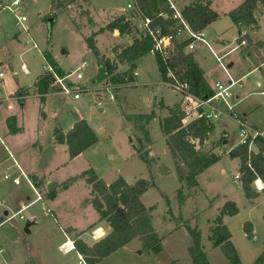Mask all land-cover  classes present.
Segmentation results:
<instances>
[{"label": "rangeland", "instance_id": "rangeland-1", "mask_svg": "<svg viewBox=\"0 0 264 264\" xmlns=\"http://www.w3.org/2000/svg\"><path fill=\"white\" fill-rule=\"evenodd\" d=\"M130 1L133 0H78L65 10L62 8L53 10L51 9V0H24L23 14L27 17L25 25L28 32L16 21L12 12L0 9V71L5 76L0 79V98L2 97L0 131L4 126L8 128L5 118L14 114L17 118L16 124L20 127L14 139L18 143V147H26L28 142L35 143L37 141L43 146L42 154L35 144L31 145V149L28 146L24 152L27 155L28 167H33L34 174L41 177L40 183L44 178L61 181L82 171L85 176L94 172L107 182L122 176L128 183H132L136 178L150 179L152 174L156 186L148 188L142 201L147 206H155L151 212L152 224L160 231L162 219L164 221L172 220L167 210L170 207L174 208L178 203L176 190L180 186V182L174 171L166 175L162 173V168L169 170L167 166L172 163L173 159L168 153L161 129L160 120L163 115H167V112L158 108L161 107L160 100L172 105L180 98V95L162 82L154 52L150 51L141 58V61L137 62L136 85L117 87L110 85V88H107L114 97L109 99L110 93L104 88V84L108 80L102 76L97 57L87 47L84 39L94 30L97 31L104 27L111 17L115 14L118 15ZM234 1L221 0L219 5L221 8L222 6L228 7ZM180 6L177 4L178 8ZM225 18L229 20L228 17ZM258 24V29L255 28L252 33H249V37L258 35L264 39V10L258 17ZM131 36V34H123L121 37L119 35L114 37L110 30L105 29L96 35V45L105 55L110 54V58H113L114 48L118 49L126 45ZM29 37L38 45V49L30 47V44H25V40ZM243 38L247 39L246 36ZM238 42L239 40L235 43L238 44ZM255 49L257 50L254 57L257 60L259 56L264 55V52L258 48ZM46 50L51 51L61 67L67 71L75 70L86 61L80 70L83 78L79 83L83 89L88 90L87 94L82 95L81 100L74 103L68 101L62 103L61 107L66 110L62 114L65 116L67 113L69 114L62 119L64 121L62 125L67 127L73 117L82 115L88 118L90 124L95 128L98 141L73 159H70L65 144L48 142L50 133L47 126L43 122L38 124L40 99L30 97L26 99L24 106H20L13 96L14 87L17 85L32 86L37 76L42 74L46 64L44 57ZM238 52L237 50L228 58H224L225 62L230 59L237 60ZM114 60L116 59L114 58ZM22 65H25L28 74L24 73ZM247 66V63L240 59L233 66L232 71L237 69L242 74L248 70ZM122 68L123 66L117 63V70L122 71ZM258 74L256 72L246 75V78L241 81L243 83L234 87L235 92L240 91L239 96L242 98L236 105L235 111L241 115L246 114L244 115L245 122L248 125L254 123L261 127L264 123V95L261 94V91L264 90V80H260ZM3 83L4 85H2ZM57 97L65 98L59 94L49 93L45 100H54ZM98 98L101 100V105H98ZM153 103L154 106L159 107L154 109L156 115L154 116L153 113L154 117L149 124L144 123L141 118H135L134 115L137 113L153 112L151 110L154 108ZM100 107L103 109L100 110ZM40 114H43L42 111ZM54 124L59 126L57 122ZM140 124L144 125L150 133L153 154L149 153L151 151H147V143L143 141L145 134L143 130L139 129ZM213 125L215 128L208 134V141L201 150L207 151L206 149L213 145V149H216V153L220 155L226 152L225 148L238 144V125L233 118L221 116L220 120ZM224 138L227 139V143L223 149ZM139 141L144 144L142 145L145 148L143 151L146 158L150 160L151 167L137 153L136 147H138ZM156 156L158 157L156 158ZM155 158H160V160L157 161ZM236 164H238V159L236 161L228 156L223 157L216 166L206 173L212 177V182L208 186L209 198L197 191L192 195L190 189L188 199L181 210L187 213L190 209L191 211L197 209L202 219L198 223L191 221V225L197 224L201 233V241L208 248L207 235L213 222L211 224L207 222V217L214 216L217 206L227 201H233L238 207V213L225 216L226 225L231 233V241L241 262L254 264L256 258L264 251V192L254 198H248L241 193L239 182L234 179L235 173L238 172ZM173 168L175 170L174 162ZM8 174L6 199L15 202L20 195L24 197L29 194L31 198L35 197L32 189L28 187L26 191L22 177L18 180L17 176H14L10 171ZM252 185L255 188L254 182ZM186 192V188H184V193ZM163 193L168 196L169 204L162 195ZM43 194L45 196L44 192ZM66 195V199L56 205L57 208H52L53 212H50V209L47 210V207H50L49 203L38 201L23 211L25 219L20 220L17 215L15 219L7 220L0 225V248L2 249L0 264H23L25 260L27 264H79V257L75 251L64 253L59 248L61 242L68 240L63 234L64 228L72 225L79 232L95 218L98 212L92 203L85 202L86 198H92V194L91 189L82 178L74 183ZM3 210L5 208L0 206V212ZM170 210L173 212L171 208ZM176 210H178L177 207ZM32 213L37 217V225L31 229L30 233H26L24 227ZM178 214L181 216L180 212ZM181 218L183 219L182 216ZM0 220H3L2 215ZM245 222L251 223L255 230L253 241L244 235L243 225ZM170 225H173L172 221L167 224V227ZM87 233L90 238V231ZM68 236L73 240V233L70 232ZM177 237L176 246H178L176 248L179 250H176V253L178 255L185 254L189 260L190 257L184 245L191 239L190 236L186 231L185 235L182 236L181 233H178ZM170 246L169 241H162L163 250L161 249L159 253H154L142 246L138 249L123 248L104 259L103 264H171L169 258L172 248ZM206 248L204 250L207 253ZM214 252H216L215 255H211L214 264H228L223 253L219 252V248ZM260 264H264V262Z\"/></svg>", "mask_w": 264, "mask_h": 264}, {"label": "trees", "instance_id": "trees-1", "mask_svg": "<svg viewBox=\"0 0 264 264\" xmlns=\"http://www.w3.org/2000/svg\"><path fill=\"white\" fill-rule=\"evenodd\" d=\"M78 0H51V9H66ZM135 10L129 14H118L111 17V20L97 31L91 32L84 37L86 45L92 50L98 59L100 72L106 77L108 82L113 85L130 84L135 81L136 75L133 71L136 69V61L150 52L153 47V40L149 35L140 33L135 19L137 16H150L152 21L151 27H159L160 35H171V50L166 60L175 74L188 85L191 94L198 98H206L211 92L202 69L195 61L191 51L186 50L189 42L188 38L179 40L176 37L177 19L173 18V10L169 7L167 0H134ZM211 0H190V2L180 8L183 19L191 29L195 31L205 29L211 22L218 18V13L211 9ZM264 0H243L239 5L228 12L229 17L234 24L238 26L239 34L245 31L243 36L247 37L250 42L249 31L257 28L258 17L262 12ZM166 13L167 17L158 15V12ZM54 12V11H53ZM105 29L113 32L118 30L120 35L128 34L131 36V43L122 46L120 50L114 48L115 59L111 61L106 58L95 44L94 37ZM135 32V34H132ZM241 36H238V40ZM261 45V42L253 41V46ZM158 70L162 79L166 80V65L158 53H154ZM45 60L51 64L60 74L64 73L50 51L44 52ZM117 63L127 64V69L117 71ZM50 74L43 71L35 83L38 92L44 93L48 90ZM169 112L161 121V129L166 136L165 143L173 159L175 172L181 186L176 190L178 204L181 205L186 194L184 188L191 189L198 186L197 175L220 159V155L212 151L195 149L190 142L191 137L198 138L200 142L208 137V134L214 129V125L207 123L204 118H198L186 125L181 122L182 110L179 105L168 108ZM135 118H141L144 123H149L153 118V112L137 113ZM146 125V124H145ZM12 131L13 124L9 125ZM139 129L145 134V141L149 143V133L144 125H139ZM55 140L67 145L70 159L81 154L85 149L98 141V136L85 119H79L72 127L63 132L60 129L54 130ZM225 137V136H224ZM247 140L243 144H237L230 148L228 155L231 158L240 159V182L242 190L248 198L258 196L257 190L253 187L255 179H260L263 183L262 191L264 192V138L257 136L253 139L257 152L248 148ZM143 142L139 141L136 147L139 157L150 166V160L145 156ZM152 162V161H151ZM250 165H249V164ZM89 172V171H88ZM167 169L162 168L165 174ZM151 174V173H150ZM85 176V173H82ZM86 181L91 185L92 198L89 202L96 208L99 213V221L105 220L111 227V230L102 237L94 241L91 245L86 243L78 232L74 235V249L82 255L86 264H98L104 257L115 252L132 239L138 237L142 242V247L159 253L162 249L163 236L158 235L152 225L151 212L154 205L145 206L140 196L149 187L156 186L153 175L150 179L138 178L134 183H128L122 176L117 177L111 183L107 184L99 178L94 172L86 175ZM75 178H69L57 184L51 182L48 185L47 197L53 199L56 196L58 186L66 188ZM169 204L166 194H162ZM176 225H183L190 238L191 243L187 248L188 255L192 264H211L201 242V233L197 226H192L188 221H184L180 215L174 216L170 208L167 210ZM238 213V207L233 201H227L223 204L217 214L214 224L209 228L208 239L212 247H219L228 264H243L239 254L231 241V233L228 227L223 223V215H235ZM1 222V220H0ZM245 233L250 234L252 231L251 223L245 222L243 225ZM68 230V228H67ZM69 231V230H68ZM264 262V251L256 258L254 264Z\"/></svg>", "mask_w": 264, "mask_h": 264}, {"label": "crops", "instance_id": "crops-1", "mask_svg": "<svg viewBox=\"0 0 264 264\" xmlns=\"http://www.w3.org/2000/svg\"><path fill=\"white\" fill-rule=\"evenodd\" d=\"M174 1H175V3L177 2L176 5L177 4L181 5L179 8L183 7L184 5H186V4H188L190 2V0H174ZM220 1L221 0H211L210 7H211L212 10H214L215 12H217L219 16H218V18L216 20H214L213 22H211L203 30H204L205 35H206L207 39L209 40L211 46L213 47V49L216 50L217 52H219L220 54H222V53L228 51L233 46H235L236 45L235 42L238 40L237 39L238 36H239L238 26L233 23V21L231 20V18L228 15V12L231 9H233L234 7H236L237 5H239L243 0H235L234 3H231L228 7H223L222 6V8H224V9H222L220 7V5H219V2ZM121 10H123V8ZM263 10H264V5L262 7V12H263ZM225 17H228L229 20H227ZM258 27H259V24L257 22V29H258ZM253 31H254V29L253 30H250L248 33H252ZM116 33H118V34H116ZM112 34L114 35V37H117L118 35L121 37V35L119 34V31L118 30H114L112 32ZM177 38L179 40H183V39L186 38V35L181 34V35L177 36ZM94 41H95V44H96V35L94 37ZM251 41H252L251 42L252 43V46H241V47H238L237 49L231 51L227 56H225V59L228 58L233 52H235V51L238 50L239 51L238 52L239 55H237V60L236 59L226 60L228 66L230 68V71H232L233 66L235 64H237V61L239 62L240 59H242V61L244 60L247 63L248 70L245 73L240 74V72L236 69L235 71H232L231 73L236 78H238V79H240V80L243 81L246 78V75L258 72L259 73L258 74L259 75V79L260 80H264V55L259 56L257 60L254 57V55H256V50H257L255 48H258L259 50L261 48H264V39L262 37H259L258 35H256V36L254 35V36L251 37ZM253 41L261 42L262 44L261 45H258V43H257L255 46H253ZM130 43H131V39H128L127 40V44H130ZM118 50H120V48H118ZM100 52L106 58H109L111 61H114V58H115L114 52H112L113 58H110L111 57L110 54L109 55H105L101 50H100ZM191 52L193 54V57H194L195 61L197 62V64L199 65V67L202 69L203 75H204V77H205V79H206V81L209 84V86H210L211 89L213 88V83H214L215 80H217V79L225 80L226 79L225 75L223 74V72L219 68V66H218L215 58L213 57L212 53L210 52V50H209V48L207 46L202 45V44L201 45H198ZM51 54H52L54 60L56 61L57 65L59 66V68L63 72H67V70H65L64 68L61 67L60 63L57 61V59L55 58V56L53 55V53H51ZM141 58L138 59V60L141 61L142 60ZM138 60L136 61V69L135 70L137 72V75H136L135 81L132 82V83H130V84H121L119 86H135L136 85L137 76H138V71H137V62H138ZM121 66H123L122 71L126 70L127 67H128L127 64H124V63H122ZM157 69H158V67H157ZM24 73L25 74H28L26 72H24ZM14 76H16V74H14ZM38 76H37V78H38ZM3 77H5V76H3ZM37 78H36V80H35V82H34V84L32 86H28L27 87L25 85H17L16 87H14V89L12 91H13V95L23 96L22 98H18V99L16 98L17 99V102H18V104L20 106H24V104L26 102V99H28L30 97H34V98H36L38 100L40 99L41 105H39V108H38V112H39L40 118L38 119V121H39L38 124H40V123L43 122L47 126V129H48V131L50 133V137L48 138V142L52 141V143H59V142H57L55 140L54 130L55 129H60L63 132H66V131H68L72 127V125L74 124V122H76L79 119H85L88 122V124L92 127V129L96 132L95 128L90 124L91 123L90 120L88 118H86V117H83L82 115L73 117V119L69 123V125L67 127H63L62 122H64V121L62 119L64 117H66L67 115H69V114L67 113L66 116H65V114H62L66 110H64V108L61 107V106H63L64 102H66V101H68L69 103H74L76 101L81 100V98L80 99H77V100H72V99H69V98H66V97L65 98H63V97H61V98L60 97H57L54 100L53 99H50V100H47L46 101L44 98H42L40 96L41 93L38 92L37 87L35 85V83L37 81ZM1 79H3V78H1ZM161 79H162V77H161ZM162 82L164 84H166L163 79H162ZM240 83H243V82L240 81ZM2 85H4V83ZM126 90H128V89H126ZM239 92H240L239 90H237V92L234 91V94L237 97V104L236 105H238L239 102L242 99L239 96V94H240ZM179 97L180 98L177 101H175L172 105H169V104L165 103L163 100H160L161 101V104H160L161 107L160 108H158L159 106L158 107L157 106H154V103H153L152 106H154V108L151 109V110H153L154 116L156 115L155 110H154L155 108H158L159 110H163V112H167V115H168V112H169L168 108H170V107H172L174 105H179V107L182 108L183 107V97L181 95ZM1 99H2V97L0 98V103H1ZM102 109H103V107H100V110H102ZM40 111H42L43 114H40ZM150 112H152V111H150ZM167 115H163V118L166 117ZM244 115H246V114H244ZM244 115H242V116L245 119V116ZM15 116L16 115L13 114V115H10V116L6 117L5 118L6 119V122L5 123H6V126L8 128H6L4 126L3 130L0 131V139L3 141L2 143L0 142V199H3L4 200V204L3 205H0V206H2V207L5 208V210H3L2 212H0V216L2 215L3 220L5 219V217L7 215H10L9 214L10 212H12V213L13 212H16L22 206L24 207L25 205H27L29 201L35 199V197L31 198L29 194H26V196H24V197L20 195L19 199H17V201H15V202H13V201L11 202L9 199H6L5 190H6V185H7L6 183H7V181H8L9 178L8 179L4 178V174H5V172H7V170H6L7 168H9L8 171H10L12 174H14V176H18L20 179H21V177L23 178L22 179V182L23 183L25 182L26 191H27V189L29 187L33 191H34V189H36L42 195V199L41 200H36L35 202H33L30 205L26 206L25 209H28L31 205H33L34 203H36L38 201H45L46 204L47 203L50 204L49 205L50 207H47V210L50 209V212L51 211L53 212L54 210L52 208H57L56 205H58V203H60V201H63V200L66 199V197H67L66 194L72 188V186L74 185V183H76V181L78 179H80V178H82L85 181V184H87L88 187L91 189V185L89 183H87V181H86V177L87 176H83L82 175V173L84 171H82L81 173H79L77 175L69 176L66 179L61 180V181L52 180L50 178H44L43 179V182L40 183L39 182V179L41 177L38 176V175H36V174H34V168L33 167H30V166L28 167L27 155L24 152H25V150H26V148L28 146H30L28 148L31 149V145L32 144H35L36 147L39 148L40 154H42V152H43V146L41 144H39L38 141H37L35 143H29L28 142L26 144L27 145L26 147H18V143L14 139L16 138V135L18 134L20 127H18L17 124H16L17 118H15ZM163 118H162V120H163ZM162 120H160V121H162ZM55 122L59 123V126L58 125L56 126V124H54ZM10 124H13L12 128H14V131H12V129L10 128V126H9ZM148 124H147V127H148ZM252 124H253L252 126H256V125H254V123H252ZM223 134L226 135L225 132H223ZM149 135H150V133H149ZM150 137L151 136H149V138ZM164 138L166 139V136L165 135H164ZM150 140H151V144H150V141H149V143H147V147H148L147 148L148 149L147 151H151V149L153 148L152 139H150ZM226 143H227V139L224 138L223 143H222L223 149L225 148V144ZM59 144H63L64 145V143H59ZM236 145H234V146H236ZM65 146L67 148V145L66 144H65ZM230 148H232V147L225 148L224 150L230 149ZM250 148H251L250 150H252L253 152H257V147L255 146V144H252ZM87 149H85V150H87ZM67 151H68V149H67ZM208 151H212V152L216 153V149H213V145H211V149L208 150ZM149 153H152L153 154L152 151L149 152ZM168 153H169V151H168ZM10 155L13 156L14 160L12 159V157H10ZM220 156L221 157H220V159L217 162L213 163L212 165H210L208 168H206L205 170H203L201 173H199L197 175V182H198V186L197 187L191 188L192 191L190 189H187L186 188V191L187 192L185 193L186 194L185 201L181 205H179L178 203H176V206H174V208L170 207L172 209V211H173L172 213H173L174 216H178L179 215L178 213L180 212L181 213V216L183 217V220L184 221H188L190 225L193 222L194 223H198L202 219L201 215L198 214L199 212L197 211V209H194L193 211H191V209H190V211L187 212V213L182 212L181 209L184 207V205L186 203V200L188 199L187 196H188V192L189 191L192 192L191 193L192 195H194L196 193V191H197L198 193L204 194L207 198H209L208 197V194H209L208 186L212 182V177L209 174H206V173L212 167L216 166L222 160L223 157H225V156L230 157L228 155V153H226V152L224 154H220ZM157 157L158 156H156V158ZM231 159H234L236 161L238 159V164H236V169H238V172H236V173H239L240 159L238 157H234V158H231ZM156 160L159 161L160 158L159 159H156ZM40 163L42 164L41 159H40ZM150 167H151V165H150ZM167 167H169V170L164 175H166L168 173L170 174L173 171L175 172V170L173 168V161ZM19 170H21L26 175V177L21 176ZM69 178H75V179L73 181H71V183L66 188H63V187L58 186L57 189H56V196H55V198L49 199L47 197L46 194L48 192V185H49V183L55 182L57 184H61L62 182H64L65 180H67ZM137 179L138 178L134 179V181L132 183H134ZM112 181L107 182V181L104 180V182L107 183V184L111 183ZM235 181L237 182V180H235ZM238 182H239V187L242 189L241 182L240 181H238ZM9 183H11V182H9ZM132 183H130V184H132ZM180 186H181V183H180ZM262 187H263L262 181H261L260 188L257 189L255 187L257 189L258 196H260V194L263 193ZM46 188H47V191H46ZM147 190L144 193L141 194V196H140L141 201L143 200V197L145 196ZM43 192L45 193V196H44ZM34 193H35V191H34ZM241 193L244 194L243 190H241ZM217 196H219V195H217ZM89 199H90V197L86 198L85 202L86 203H90L89 202ZM208 201H210V200H208ZM142 203H143V201H142ZM170 204H171V202H170ZM223 204L217 206L216 212H215V214H214L213 217H211V216H210V218L207 217V219H206L207 222H210V224L213 222L210 226H212L214 224V220H215L217 214L219 213L220 209L222 208ZM145 206H147V205H145ZM149 206H151V205H149ZM176 207H177L178 210H176ZM25 209H23L21 211V213H20V215L23 216L22 219H20L19 218V215H18V218L20 220L25 219V217L23 215V211ZM217 211H218V213H217ZM225 216H227V215H223L222 221L226 225L227 223H226V220H225L226 219ZM15 218H13V219H15ZM3 220H1L0 225L5 222ZM171 221L173 222V225H170L169 227H167V224L169 222H171ZM191 221H192V223H191ZM162 223L160 224V227H159L160 231L157 230L154 226H153V228H154L155 232L158 235H163L164 236L165 239L164 238L163 239L165 241H169L171 243V246L170 247L172 248V250L170 252L171 257L169 258L170 263L171 264H182V263H184V264H192L191 258L189 259L190 260V262H189V260H188V258H186L187 256L185 254L178 255L176 253V250H179L178 248H176L178 246V245L176 246V241L178 240L177 234L178 233H181L182 236L185 235L186 234V231H187L186 228L183 225H181V224L176 225L175 222L173 220H170V219L169 220H166V221H164L162 219ZM36 225H37V217H36V215L34 213H32V215H30L28 217V219H27V223H26V226L24 227V231L26 233H30L31 232V229L34 226H36ZM192 226H197V224L192 225ZM98 227H101V231H103V234H106V233H108L111 230V227L108 224V222H106L105 220H100L99 221V213L95 216V218L92 221H90L89 223L86 224V227H84L81 231H79V232H83V234H82L83 236L80 235V237H82V239L86 243H88V244L91 245L94 241H96L100 237L94 239L90 235V238H88V235H87L88 233L87 232L90 231V233H91V231L93 229L98 228ZM251 227H252L251 233H252V235L255 236V230H254L252 224H251ZM25 228H27V230ZM67 228L69 230L67 233L69 234L71 232V233H73V236L76 233H78V232L76 231V229L73 228L72 225H68V226H66L64 228L63 234L65 235V239L70 240L71 243H72V240L70 239V237L66 233L67 230L65 231V229H67ZM101 231L99 230V231H97V233L99 234ZM244 235H245V232H244ZM207 238H208V235H207ZM164 240H162V241H164ZM135 241H138V242H135ZM63 242H61V243H63ZM133 243H135V244H133ZM190 243H191V239H189L188 243H185L184 248H188V246L190 245ZM60 244H59V248H60ZM202 244H203V247L206 248L205 247V244L204 243H202ZM141 246H142L141 240L138 237H136V238L132 239L131 241H129L128 243H126L121 248H119L118 250L123 249V248L129 249L127 247H130V248L133 247L135 249H138ZM207 247H208V248H206L208 250L207 253H206L207 254V257H208L209 261L211 262V264H214L212 262V260H211V255L212 254L215 255L214 253H216V252H214V251L217 250L219 247H212L211 242H210L209 239H208V246ZM163 249H164V245H163ZM1 250L2 249L0 248V251ZM118 250H116V251H118ZM70 251H75L78 257H79V255H81L74 248H72ZM219 252L222 254L220 248H219ZM113 253H111V254H113ZM110 255L104 257L98 264H103L104 259H106ZM182 258L185 259V260H183ZM0 260H1V257H0ZM23 262H24L23 264H27V261L26 260L23 261Z\"/></svg>", "mask_w": 264, "mask_h": 264}, {"label": "built area", "instance_id": "built-area-1", "mask_svg": "<svg viewBox=\"0 0 264 264\" xmlns=\"http://www.w3.org/2000/svg\"><path fill=\"white\" fill-rule=\"evenodd\" d=\"M169 7L173 10V18L177 19L176 24V37L184 34L186 35V38L189 39V42L186 45V50L192 51L194 50L198 45H205L209 48L210 52L212 53L213 57L215 58L219 68L223 71L226 79L220 80L217 79L213 83V88L211 89V92L208 97L206 98H198L191 94L188 90V85L185 81L181 80L174 72V70L169 66V63L166 60V57L168 53L171 50V35H160V28L159 27H151L150 23L152 21V18L150 16H137L135 19L132 17L131 19H135V21L138 23L137 27L140 33L149 35L153 40V47L151 51L154 53H158L161 57L162 61L166 65V80L164 81L167 86L171 87L174 91L179 93L183 97V107L182 110V119L181 122L183 125L188 124L189 122L198 119V118H204V120L207 123L215 124L220 120L221 116H228L233 118V120L237 123L238 129V144H243L247 140L248 142V148L251 149V145L254 144L253 139L257 136H261L264 138V123L261 125V127L258 126H252L248 125L245 122V119L241 114H238L235 111V106L237 104V97L234 94V87L237 86L240 81V79L236 78L230 71V68L225 62L224 58L227 56L231 51L237 49L241 46H252V44L245 38H243V34L245 31L240 32L241 38L239 39L238 44L230 48L228 51L220 54L216 50L213 49L211 46L209 40L207 39L204 30L195 31L190 28V26L187 24V22L183 19L180 8L177 7L174 0H167ZM25 5L24 0H0V9H7L10 12L13 13L16 21L21 25V27L28 32V28L25 25V21L27 20V17L23 14V7ZM135 10V4L134 0L130 1L126 4V7L123 8V10H120L119 14L125 13L129 14L131 11ZM158 15L163 16L164 18L167 17L166 13L160 11L158 12ZM25 44H30V47L38 49V45L32 40L31 37L27 38L25 40ZM262 52H264V48L260 49ZM86 61H84L81 66L77 67L73 71H67L62 74H60L51 64H49L46 61V64L44 66V71L50 74V82L48 86V90L44 93H41L40 96L44 99H46V96H48L49 93L59 94L66 98L77 100L80 99L82 95L87 94V89H83V86L79 83V81L83 78V74L80 71L83 65ZM24 72L28 73L27 68L25 65H22ZM134 75H137L136 70L133 71ZM4 73L0 71V79L3 78ZM104 88L108 90L110 95L108 96L109 99H113V94L110 92V90L107 88H110V85L112 87H117L119 85H113L109 82L104 84ZM262 94H264V90L261 91ZM15 98H22L23 96H16L13 95ZM98 105H101V100L98 98ZM190 142L194 145L195 149H201L202 146L205 145V143L208 141L207 138L204 139L202 142L198 138L191 137ZM0 142L3 141L0 139ZM205 149V148H204ZM211 146H209L206 150H210ZM230 149H226V153H228ZM12 159L14 160L13 156L10 155ZM249 164V163H248ZM250 165V164H249ZM4 174V178L8 179L9 174L8 170ZM21 176L26 177V175L21 171ZM18 180L20 179L18 176L16 177ZM235 180L240 181V173H236L234 175ZM258 178L254 180V185L258 189L260 186L258 185ZM35 191V199L28 202L27 205L24 207L22 206L19 210L16 212L11 213L10 215H7L3 221H7L10 219H13L19 215V218L22 219L23 216L20 215L21 211L26 208V206L30 205L31 203L35 202L36 200H41L42 195L36 190ZM4 204V200L0 199V205ZM101 231V227L95 228L91 231L90 235L92 238H98L102 237L103 231L100 232V234L97 233V231ZM245 236L248 237L251 241L255 239V236L252 235V233L248 234L245 233ZM71 247V248H70ZM72 248H74L73 241L71 246H68L65 244V242L60 244V249L67 253ZM79 264H86L84 258L82 255H79Z\"/></svg>", "mask_w": 264, "mask_h": 264}, {"label": "bare ground", "instance_id": "bare-ground-1", "mask_svg": "<svg viewBox=\"0 0 264 264\" xmlns=\"http://www.w3.org/2000/svg\"><path fill=\"white\" fill-rule=\"evenodd\" d=\"M258 185L261 186V181H260V180H258ZM99 234H100V233H99ZM64 242H65V244L68 245V246H71V244H72L70 240H66V241H64ZM70 248H71V247H70Z\"/></svg>", "mask_w": 264, "mask_h": 264}, {"label": "water", "instance_id": "water-1", "mask_svg": "<svg viewBox=\"0 0 264 264\" xmlns=\"http://www.w3.org/2000/svg\"><path fill=\"white\" fill-rule=\"evenodd\" d=\"M27 230V228H25Z\"/></svg>", "mask_w": 264, "mask_h": 264}]
</instances>
